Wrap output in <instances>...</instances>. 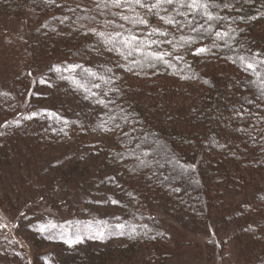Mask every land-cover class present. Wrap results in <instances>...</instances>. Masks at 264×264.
<instances>
[{"label":"trees","instance_id":"obj_1","mask_svg":"<svg viewBox=\"0 0 264 264\" xmlns=\"http://www.w3.org/2000/svg\"><path fill=\"white\" fill-rule=\"evenodd\" d=\"M190 3L0 0V65L6 71V83L0 84V149L16 145L29 155L11 162L17 161L13 169L25 185L20 191L3 190L19 211L8 219L23 222L14 229L0 219V264H32L27 241L18 237L23 223L32 240H68L70 232L85 233L83 219L68 216L71 221L60 222V209L87 201L88 194L68 184L85 189L84 184L110 181L127 215L117 224L123 228L108 227L120 238L113 251H140L138 264H165L177 242L151 217L149 208L158 206L188 219L196 230L233 226L241 250L236 264H264V0H203L206 8L195 10ZM141 19L147 23H138ZM202 47L210 51L195 54ZM71 67L75 80L59 76L65 88L54 90L62 99L68 87L79 112L66 116L54 108L31 109L36 75ZM237 106L247 115L232 121L231 132L225 130L229 139L221 136L220 144L219 131ZM215 142L223 149L218 157L208 152ZM93 145L105 150L113 179L75 175L71 183L55 171L57 161L36 158L52 151L79 154ZM162 149L172 154L169 171L167 161L153 170L139 165L142 154L156 157ZM67 159L70 166L77 156ZM182 159L194 177L206 164L211 172L207 189H201V177L195 188L182 181L177 170ZM165 172L169 178L160 188ZM26 184L37 186L27 189ZM230 191L237 200L225 198ZM24 212L34 217L31 223ZM94 228L88 223L86 232L99 235L106 229Z\"/></svg>","mask_w":264,"mask_h":264},{"label":"rangeland","instance_id":"obj_2","mask_svg":"<svg viewBox=\"0 0 264 264\" xmlns=\"http://www.w3.org/2000/svg\"><path fill=\"white\" fill-rule=\"evenodd\" d=\"M73 69V70H72ZM225 72H230L234 75L233 71H229L228 68L224 69ZM5 69L0 65V84L6 83L5 77ZM237 74V73H235ZM38 78L36 82L35 90H32V94L29 100V106L31 109L35 111H40L43 109H53L56 112H59L62 115H74L79 112V107L76 106L77 98H72V92L70 89H65L63 93L62 99L59 95L56 94L54 88L59 87L60 90L63 88V84L60 85L57 81V77L61 76L63 79H72L76 78V69L72 68L69 70L64 69L62 71L54 72H41L36 75ZM11 81V80H10ZM78 82V81H77ZM58 83V86H56ZM79 83V82H78ZM73 83H71L72 85ZM73 87L78 88L77 84H73ZM88 88L86 87L85 90ZM64 90V89H63ZM72 96H71V95ZM72 98V99H71ZM71 99V100H70ZM25 102V101H20ZM27 108V107H26ZM232 111V112H231ZM229 111L230 118H226L224 121V126L222 127V131H219V139L220 144L222 143L221 136H223L224 141L229 139L230 135L225 134L226 131H230L233 129V120L237 117L239 118L241 115L246 116L247 113H244L242 109L238 106ZM77 115V114H76ZM236 124V123H235ZM240 125V124H238ZM232 140V139H231ZM228 143V142H227ZM109 144L107 142H103V148L108 147ZM16 146V145H15ZM10 146L9 148L0 149V219L5 218L6 221L10 224V226L16 229V226L19 225L22 220H18V224L16 222H12L9 216H14L19 211L15 208L14 205H11L7 202L5 198V188L8 186L14 187L17 189L25 184L20 183L19 174L16 169L17 161H15V165H12L11 162L15 159H24L25 156H29L26 152L18 147ZM94 146V145H93ZM97 147V146H94ZM89 148L87 151L81 152L77 154V152H65V151H52L51 153L40 154L39 157H44L47 161H57L58 166L56 167L57 174H63L62 179L67 180L72 183L75 175H85L90 176L91 178H95L96 180L104 181L105 179H113L114 174L110 167L109 162L106 159L105 150L98 146L97 148ZM157 147V146H152ZM215 147V148H214ZM212 150L216 149V152L209 150L208 152H212L213 156H221L223 153V149L219 147V142H216ZM103 149V150H102ZM9 150V152L7 151ZM146 151V149H145ZM218 152V153H217ZM67 153V154H66ZM69 153V154H68ZM70 155L77 156V159L71 162L70 166L67 164L66 160ZM143 163L139 165L144 166L148 169H154L158 164L162 162H168V171L172 167L171 164L174 163L172 154L169 151L161 150L159 151L156 157H149L148 153L142 154ZM33 155L31 154L30 157ZM208 159V158H206ZM204 159V160H206ZM189 161V160H188ZM7 162L10 166H7ZM186 160L179 161V168L177 169L180 173L182 181H189L194 188L197 184L196 179L201 177L204 180V183L201 184V189H207V183L209 181V177H211V172L209 168H207L206 164L203 166L202 171H199V174L194 177L188 171L185 170ZM206 162V161H205ZM191 163V162H190ZM13 169V172H12ZM18 170V169H17ZM166 171V170H165ZM4 172V173H3ZM210 172V173H209ZM213 173L212 175H214ZM8 175V176H7ZM169 178V173H161L159 177L158 186L163 183V180ZM262 178V177H260ZM208 179V180H207ZM207 180V181H206ZM19 182V183H18ZM206 182V183H205ZM36 187V184H26V188ZM75 186L77 190L75 192L81 194H88L87 201L83 204L82 207H77L73 209L71 213L68 211L71 208H62L60 209L62 212L60 214V222H65L68 216L75 218V220L83 219L85 223L84 232L81 236H77L78 234L70 232L71 235L68 236V240H59V241H50L43 237V239L32 240L31 239V229L30 227L26 228L25 223H23V229L18 227V237L24 236L27 241L26 248L28 250V259L32 264H74L79 256L84 257V261L77 264H138L140 261L141 252L137 251L136 254L131 253L128 250H114L117 242L120 241V238L116 237V235H111V231L108 232V227L117 225L120 221L127 219L126 210H124L122 206L123 198L120 195L119 191L116 188V185L110 181L108 184H84L87 188L78 184H68ZM210 185V184H209ZM241 185V184H240ZM79 186V187H78ZM165 186V185H164ZM182 186V184H180ZM163 188V186H159ZM89 188V192L87 189ZM20 191V188H18ZM80 189V191H79ZM83 189V190H82ZM171 190L170 188L164 187V190ZM14 191L15 190H11ZM171 193V192H168ZM234 192H224L223 195L227 199L233 198L237 200V196H234ZM167 195V194H166ZM86 195H83V198ZM179 196V194H178ZM82 197V196H80ZM86 199V198H85ZM164 198L163 200H165ZM40 200V199H39ZM112 200H118L119 204L112 203ZM75 203L73 200L72 204ZM71 204V205H72ZM66 205V204H65ZM73 206V205H72ZM58 208V207H56ZM50 209V208H49ZM151 217L156 219L163 230L171 237L173 240L177 242V246L172 249L169 253V259L165 264H236L239 261V255L241 250L237 249V244L234 241V230L233 226H223L221 229H211L210 225L203 230H196L193 228L188 219L183 217L173 216L168 210L161 207H150L149 208ZM26 214L27 221L31 223V220H34V217L30 212H24L21 215ZM19 215V217L21 216ZM21 216V217H22ZM25 216V215H24ZM63 216V217H62ZM18 217V218H19ZM71 221L70 220H67ZM27 223V222H26ZM88 223L95 225L97 228H106L105 231L98 235V233H90L86 232V228L88 227ZM13 224V225H12ZM79 237V243L69 244V241H75ZM27 238L29 240H27ZM30 239L32 241H30ZM113 252V254H110ZM103 253V256L98 258L97 255Z\"/></svg>","mask_w":264,"mask_h":264},{"label":"snow or ice","instance_id":"obj_3","mask_svg":"<svg viewBox=\"0 0 264 264\" xmlns=\"http://www.w3.org/2000/svg\"><path fill=\"white\" fill-rule=\"evenodd\" d=\"M114 2L117 4V6H119V4H120V0H114ZM135 2L137 3V4H140L141 3V0H135ZM160 3H167V4H172L173 3V0H157V5H154V7L155 6H158ZM190 8H192L193 10H195V9H199V8H206V4L205 3H203V0H191V3L188 5ZM124 19H127V17H124ZM209 19H211V17H209ZM167 23H172V21L171 20H169V21H166ZM138 23H141V24H144V23H147V21L146 20H143V19H141V20H139L138 21ZM222 35H227V33H223V34H221V33H217V36L219 37V36H222ZM208 51H210L209 49H207V48H198L197 50H196V53L195 54H197V55H199V54H201V53H205V52H208ZM156 58L157 59H161V60H163L164 59V56L162 55V54H156ZM165 63H167V61H165ZM248 67L249 68H251L252 67V65L251 64H249L248 65ZM57 71H59V69H57ZM97 87H99V85H97ZM51 115H55L54 113H52ZM0 134H2V133H0ZM112 203H114V204H119V201L118 200H112ZM51 227H56V225H50ZM117 227H119V228H123L124 227V225L123 224H120V225H117ZM43 230V229H42ZM79 242H81L80 241V239H79V237L75 240V241H69V244L71 245L72 243H79Z\"/></svg>","mask_w":264,"mask_h":264}]
</instances>
